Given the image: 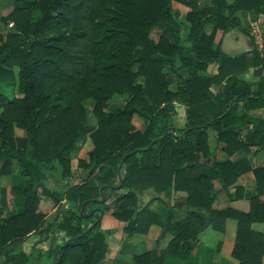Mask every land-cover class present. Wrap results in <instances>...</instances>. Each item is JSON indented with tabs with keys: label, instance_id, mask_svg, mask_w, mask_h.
<instances>
[{
	"label": "trees",
	"instance_id": "trees-1",
	"mask_svg": "<svg viewBox=\"0 0 264 264\" xmlns=\"http://www.w3.org/2000/svg\"><path fill=\"white\" fill-rule=\"evenodd\" d=\"M15 1L0 23V178L19 166L12 211L0 208V264H53L70 238L57 264H102L111 232L104 218L124 222L128 236L147 233L158 218L151 203L165 198L181 201V216L162 227L156 243L175 235L165 249L134 254L135 264L186 260L208 228L225 232L229 218L236 219L231 256L238 264H263L264 231L253 225L264 224V166H254L250 155L264 151V117L253 114L264 109V43L260 48L238 13L264 16V0ZM175 2L189 8V26ZM159 25L173 29L174 41L151 37ZM234 29L252 47L232 55L217 35ZM116 95L127 100L111 111ZM89 99L95 126L88 123ZM177 104L185 106L182 127L173 122ZM209 130L216 132L215 149ZM88 138L93 148L83 158ZM127 154L121 187H106L105 201H95L102 186L120 184ZM75 159L85 174L70 182ZM247 173L255 177L249 196L238 183ZM55 177L60 188L49 186ZM215 180L230 196L234 188V199L248 197L249 210L215 207ZM147 192L154 196L143 203ZM89 200L85 213L99 208L102 216L82 214ZM43 203L58 208L50 223ZM33 234L48 248L19 250Z\"/></svg>",
	"mask_w": 264,
	"mask_h": 264
},
{
	"label": "rangeland",
	"instance_id": "rangeland-1",
	"mask_svg": "<svg viewBox=\"0 0 264 264\" xmlns=\"http://www.w3.org/2000/svg\"><path fill=\"white\" fill-rule=\"evenodd\" d=\"M17 5L15 0H0V23L9 15V13L13 10V8ZM175 8H178L180 10V17L179 19L183 21L186 25H190L186 21V14L189 10L188 7L185 5H182L180 3H174L173 4ZM244 13L239 12L238 15L241 18L242 25L244 27H250V34L255 38L256 41L264 40V36L262 35V30H264V21H259L257 18L260 16H254L250 13L251 19L247 17L248 19L246 20L244 18ZM13 26V23L9 24V27H3L2 30L6 31L9 30L10 27ZM167 35L171 40L174 41L175 39V33L172 30H170L167 26L165 25H159L157 26L151 33V37L154 40H158L160 35ZM221 35H224L222 33H219L218 39ZM251 45V39L250 37L242 32L239 29H234L227 33L224 37V43H223V50L226 53L229 54H237L240 52H243L247 50ZM214 70V66L211 67V71ZM247 78H250L252 76V71H249L248 73L245 74ZM127 100L126 95H116L109 104V110L115 111L116 109L122 107ZM85 107L88 112V123L90 125L95 126L97 124V120L93 114V105L94 101L92 99L87 100L85 103ZM259 116H263L264 113L258 114ZM264 117V116H263ZM186 121V112H185V106L181 104H177V114L174 117V124L175 126L182 127L184 126ZM134 123L137 128L140 130H144L145 128V123L143 119L140 117H135L134 118ZM209 140H210V146L212 149H215L217 145L216 141V132L213 130H209ZM93 148V143L90 138L87 139L86 143L84 144V147L82 151L80 152V157L85 158L87 156V152L90 151ZM219 158H224L225 154L223 152L218 153ZM240 157V155H238ZM251 161L254 163V166H262L264 165V151L258 152L256 155H250ZM256 163V165H255ZM19 170V166L15 165L14 171L12 175L9 176H3L0 178V208L4 212L5 215L10 214L12 211V206H11V198L12 194L10 192L11 186L14 181V177L16 176L17 172ZM73 175L68 178V181L70 182H75L76 180L80 179V174L84 173V171L80 170L77 166V160L75 159L73 161ZM255 178V177H254ZM241 179V178H240ZM247 178L244 179V181ZM240 182V180H239ZM238 182V183H239ZM215 188L217 191V199L214 203V206L217 208H225L227 206H232L235 207L236 209L248 211L249 210V200L245 197L240 200H236L235 198V189L231 188L230 194L227 193L226 190L222 189L220 183L218 180L214 181ZM247 185L249 183L246 182ZM49 186L55 187V188H60L61 187V182L57 177L53 179L52 182L49 183ZM252 192V189H247L246 193ZM154 196L153 193L147 192L143 195V203L147 202ZM180 198V196H177ZM236 201V203H235ZM181 204V201L178 199H170V198H165V202H160V201H154L151 203V209L154 212H157L158 218L156 220V223L150 227V229L147 231V233H136L132 236H128L126 232L124 231V222H119L117 219L114 217H111L110 215H107L109 217H105L103 221V228L105 229H111V232L108 235V241H109V246L110 249L115 248L117 246L119 241H123L124 237H130L133 238L134 242H142V240H147L146 244L147 246H152L156 245V239L159 237L162 227L169 222H173L180 218L181 212L178 209V206ZM44 208L48 211V217H47V222L50 223L53 220L54 215L57 213L58 208L54 207L52 203H43ZM175 205V206H174ZM95 210V209H94ZM93 211V210H92ZM91 211V212H92ZM90 213V212H89ZM109 222V226L107 225L106 222ZM115 223V224H113ZM120 225V226H116ZM253 227L257 230L264 231V224L263 223H255ZM235 231H236V219L235 218H229L226 220V230L225 232H218L213 230L212 228H208L200 237V243L197 246V249L199 248V253L204 254V258L206 261V258L209 254L215 255V264H226V261L228 260L229 262H234V264H238V261L235 260L231 256V251L234 245V240H235ZM175 233L174 231H171L167 233V235L164 237V239L157 244L158 247L164 246L165 244V239L168 240L172 237H174ZM40 238L39 234H33L31 235L19 248L26 251V252H31L33 249V246L36 245L35 247V252L37 253L40 249H47L49 244H36L37 240ZM171 240V239H170ZM164 242V243H163ZM159 247V248H160ZM153 250V249H152ZM111 250H109L110 252ZM108 258V257H107ZM220 258L222 260L220 261ZM131 259V258H130ZM264 259V258H263ZM125 261L124 264H131L132 262L127 261V258H123ZM172 263H176L175 261ZM123 264V263H122ZM264 264V262H263Z\"/></svg>",
	"mask_w": 264,
	"mask_h": 264
},
{
	"label": "crops",
	"instance_id": "crops-1",
	"mask_svg": "<svg viewBox=\"0 0 264 264\" xmlns=\"http://www.w3.org/2000/svg\"><path fill=\"white\" fill-rule=\"evenodd\" d=\"M243 15H244V18L246 20L248 19L247 17H249V18L251 17V15L248 14V13L247 14L244 13ZM257 19L259 21H264V16H260ZM261 33L264 36V30H262ZM218 35H217V41L218 40H222V48H223L224 37H225L226 34L221 35L219 37L220 39H218ZM256 43L259 44L260 48H262L264 40L260 39L259 41H256ZM251 47H252V42H251L250 47L247 50H249ZM247 50H245V51H247ZM232 55H234V54H232ZM262 113H264V109H259V110L253 111V114H255V115L262 114ZM255 165H256V163H255ZM262 166H264V165H262ZM245 178H247V179L244 181ZM246 182L249 183V185H247ZM239 184L243 185L246 191H247V189L254 190V188H255V178H254L253 173H247V174L243 175L241 177V179H240ZM250 193L251 192L248 191V193H246L247 196H249ZM181 195H184V194L183 193L177 194V196H181ZM246 198L248 199V197H246ZM235 203H236V201H235ZM242 211H244V210H242ZM109 222H110V220L108 222H106L108 226H109ZM113 224H115V223H113ZM120 225L116 224V226H120ZM124 226H125V224H124ZM124 226H122V227H124ZM123 239H124L123 241H119L118 242V244H117V246H115V248L110 249V246H109V250H111V251L110 252L108 251L107 256L103 260L102 264H122V263L124 264L125 261L123 260V258H127V261H129V262L131 261L132 262L131 264H135V262L133 260V255L134 254H141V253H143V252H145L147 250H152V249L156 248V246H157L158 250L165 249L171 238L168 239V240L165 239L166 242H165L164 246L163 247L159 246L160 248L158 247L157 243H156V245H154V247L147 246V244H146L147 240H142V242H134L133 238H130V237H124ZM204 256H205L204 254L199 253V248L198 249L195 248L193 250V252L190 254L189 258H187L186 260H182L180 258L179 259H177V258L173 259L171 257H165V259L163 258L164 259L163 261H159L158 263L159 264H174L172 262L175 261L176 262L175 264H215V255L209 254L207 256V258H206V261H205ZM221 260H222V258H220V261ZM263 262H264V259H263ZM219 264H220V262H219ZM226 264H234V262H229L227 260Z\"/></svg>",
	"mask_w": 264,
	"mask_h": 264
},
{
	"label": "water",
	"instance_id": "water-1",
	"mask_svg": "<svg viewBox=\"0 0 264 264\" xmlns=\"http://www.w3.org/2000/svg\"><path fill=\"white\" fill-rule=\"evenodd\" d=\"M171 129H172L173 132L176 131V128H175V127H171ZM166 133H167V132H165L164 136L166 135ZM164 136H163V137H164ZM161 138H162V137H157V138L153 141V143H155L156 141H158V140L161 139ZM149 148H150V146L147 147L145 150H148ZM128 155H130V154H127V155L122 159V161L120 162L119 167H118V179H119V181H120V184H119V185H116V186H102V187L100 188L101 198H100V199H94L95 201L100 202V203H103V202L105 201V192H104V189H105L106 187H113V188H120V187H121V185L123 184L122 168H123V165H124L125 160H126V158L128 157ZM90 201H91V200L84 202L83 207H82V214L85 215V216H92V215H94L96 212L101 211V216H102V215H103V211H102L101 209H99V208H96L95 210H93V211L90 212V213H85V212H86V206H87V204H88ZM84 213H85V214H84ZM97 221H98V220H97ZM97 221H96V222H97ZM96 222L93 224V226L96 224ZM87 231H89V229H88ZM86 233H87V232L83 233L81 236H84ZM73 239H74V238H70V239H68V240L62 245V247L59 248V250L53 255V258H52V262H53V264H57V255H58V253H59L64 247H66V246H67V245H68ZM28 264H44V263L39 262V261H31V262H29Z\"/></svg>",
	"mask_w": 264,
	"mask_h": 264
}]
</instances>
